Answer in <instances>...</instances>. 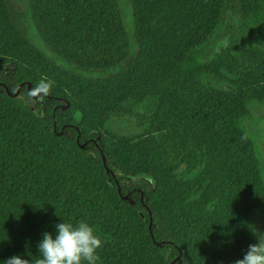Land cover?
<instances>
[{"label": "trees", "instance_id": "1", "mask_svg": "<svg viewBox=\"0 0 264 264\" xmlns=\"http://www.w3.org/2000/svg\"><path fill=\"white\" fill-rule=\"evenodd\" d=\"M254 106L264 0H0V264L64 221L96 264H234L264 211Z\"/></svg>", "mask_w": 264, "mask_h": 264}, {"label": "clouds", "instance_id": "2", "mask_svg": "<svg viewBox=\"0 0 264 264\" xmlns=\"http://www.w3.org/2000/svg\"><path fill=\"white\" fill-rule=\"evenodd\" d=\"M53 83L47 77H42L28 95L33 98L46 96ZM249 227L256 242L250 244L243 258L237 259L234 264H264V231L255 225ZM55 228V237L51 233H43L38 243L40 257L35 261L30 262L20 255H13L4 264H96L99 260L97 250L103 242L89 223L80 221L74 226L64 221L56 224Z\"/></svg>", "mask_w": 264, "mask_h": 264}, {"label": "rangeland", "instance_id": "3", "mask_svg": "<svg viewBox=\"0 0 264 264\" xmlns=\"http://www.w3.org/2000/svg\"><path fill=\"white\" fill-rule=\"evenodd\" d=\"M10 2L17 8L25 9L27 0H10ZM247 28L249 29L248 25ZM223 44L225 45L226 42H223ZM252 110L255 119L249 122L247 129L253 137L257 152L262 157L264 163V106H254ZM108 127L113 132L122 136L141 135L147 131V124L139 123L134 118L123 115L113 116L108 122ZM250 225H255L261 231H264V211L254 217ZM250 233L252 240L256 242V237L253 235L251 229Z\"/></svg>", "mask_w": 264, "mask_h": 264}, {"label": "water", "instance_id": "4", "mask_svg": "<svg viewBox=\"0 0 264 264\" xmlns=\"http://www.w3.org/2000/svg\"><path fill=\"white\" fill-rule=\"evenodd\" d=\"M26 85H27V87L29 88V90H31V88H30V84H29V83H26ZM38 99H41V96L38 97ZM66 105H68V104H66ZM59 134H60V132H59ZM80 146H81V147H85V146H86V142L81 143ZM104 160H105V158L103 157V161H104ZM123 197H125V196H123ZM171 264H172V263H171Z\"/></svg>", "mask_w": 264, "mask_h": 264}]
</instances>
